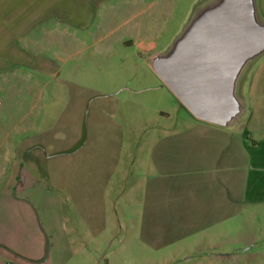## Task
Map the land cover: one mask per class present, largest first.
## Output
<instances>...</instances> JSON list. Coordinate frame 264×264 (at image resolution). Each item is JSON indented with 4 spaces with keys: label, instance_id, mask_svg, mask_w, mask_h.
<instances>
[{
    "label": "crops",
    "instance_id": "obj_1",
    "mask_svg": "<svg viewBox=\"0 0 264 264\" xmlns=\"http://www.w3.org/2000/svg\"><path fill=\"white\" fill-rule=\"evenodd\" d=\"M104 1L0 3L11 4L4 6L13 10L14 23L22 13L30 17V25L47 8L58 27L75 34L86 31L87 19L96 17ZM145 9L133 13V19ZM257 9L264 20V0H257ZM137 31L127 43L141 57V73L100 74L97 84H86L77 97L82 105L70 108L67 120L21 144L14 172L20 203L0 209V264H51L52 249L64 248V255L71 250V232L80 241L98 243L97 250L106 241L104 264H112L115 236L128 249L160 255L163 264H189L193 259L192 264H232L237 259L248 264L257 258L264 264V52L238 79L240 115L219 126L192 115L177 116V99L162 83L152 84L149 59L156 42ZM87 47L64 46V60L76 67ZM119 90L124 100L148 91L159 96L158 105L150 108L157 117L134 126L129 110L123 112L126 120L112 116L114 109L105 101ZM164 99L180 120L167 123ZM10 210L13 219L7 218ZM83 250L93 258L95 251Z\"/></svg>",
    "mask_w": 264,
    "mask_h": 264
},
{
    "label": "rangeland",
    "instance_id": "obj_2",
    "mask_svg": "<svg viewBox=\"0 0 264 264\" xmlns=\"http://www.w3.org/2000/svg\"><path fill=\"white\" fill-rule=\"evenodd\" d=\"M149 1L106 0L104 6L98 7L96 17L87 19L89 23L86 31L75 34L65 31L62 26L58 27V19L51 17L47 8L37 12L30 25V17L22 13L15 20L17 23H14L13 10L4 6L11 4L0 3V209L5 204L20 203L15 195L14 172L21 144L30 143L43 128L51 129V124L57 126L67 120L70 108L82 105L77 97L87 88L86 84H97L99 78L103 77L100 74L104 73V77L126 74L134 77L141 73V57L127 43L137 37V30L141 31V37L156 42L153 54L164 52L193 14L212 0H152V7L148 8ZM89 6L95 8V3H89ZM144 7L146 9L142 14L133 19V13ZM85 45L88 47L78 58L79 62L81 60L79 65L75 67L70 60H64V46L74 48ZM148 56L142 57L148 59ZM61 57L66 63L58 60ZM150 71L155 77L152 84L162 85L156 74ZM149 91L126 95L124 100L119 90L115 94L116 99L108 98L105 103L114 109L112 116L117 119L126 120L123 112L129 110V122L136 126L148 118L157 117V113L150 108L158 105L160 99ZM130 101L132 103H128ZM161 105L170 114L167 123L180 120L175 118L176 114L170 109L169 100L164 99ZM179 107L177 116L184 115L188 119L191 114ZM143 135L141 133L140 137ZM10 194H14V197L8 201ZM12 212L7 211V218L13 219ZM70 237L71 250L68 249L69 252L64 255L66 249L63 248L62 252H59L60 248L52 249L51 264H104L107 257L105 253L109 248L106 241L101 242L100 250H97L95 246L98 243H90L85 238L80 241L73 232ZM118 239L119 236H115L111 240L110 249H114L110 255L113 256L110 258L112 264H163L160 255H143L135 248L128 249ZM83 246L91 253L95 251L92 253L93 258L85 253ZM262 260L250 259L248 264H259ZM180 261L176 260L174 264ZM39 262L37 264L43 263ZM193 262L195 259L190 260L189 264ZM231 262L243 263L241 259ZM9 264L14 262L9 261Z\"/></svg>",
    "mask_w": 264,
    "mask_h": 264
},
{
    "label": "water",
    "instance_id": "obj_3",
    "mask_svg": "<svg viewBox=\"0 0 264 264\" xmlns=\"http://www.w3.org/2000/svg\"><path fill=\"white\" fill-rule=\"evenodd\" d=\"M264 52L257 0H212L200 7L151 70L196 119L231 124L241 113L238 79Z\"/></svg>",
    "mask_w": 264,
    "mask_h": 264
},
{
    "label": "trees",
    "instance_id": "obj_4",
    "mask_svg": "<svg viewBox=\"0 0 264 264\" xmlns=\"http://www.w3.org/2000/svg\"><path fill=\"white\" fill-rule=\"evenodd\" d=\"M178 101V100H177ZM179 103V102H178ZM179 105H181L180 103H179ZM182 106V105H181ZM183 107V106H182ZM184 108V107H183Z\"/></svg>",
    "mask_w": 264,
    "mask_h": 264
}]
</instances>
